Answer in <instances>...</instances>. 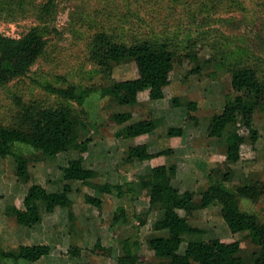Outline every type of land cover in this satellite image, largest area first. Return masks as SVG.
Here are the masks:
<instances>
[{
	"label": "rangeland",
	"instance_id": "rangeland-1",
	"mask_svg": "<svg viewBox=\"0 0 264 264\" xmlns=\"http://www.w3.org/2000/svg\"><path fill=\"white\" fill-rule=\"evenodd\" d=\"M31 28L38 29L46 46L27 75L0 85V124L16 125L24 105L37 103L52 108L62 103L71 106L85 124L79 128L77 140L90 141L84 153L70 149L52 159L16 143L12 155L0 158V248L51 247L39 260H7L2 264H116L120 241L125 238L138 242L135 250L142 264H158L160 260L149 249L148 240L166 232L153 229L162 213L148 211L149 189L143 184L150 167L173 162L178 164V173L172 183L194 192L189 222L202 230L184 235L178 251L184 252L192 240H238L245 264H255L258 248L248 232L232 234L217 203L199 207V193L211 183L209 175L221 181L227 173L229 179L223 183L233 191L242 184L264 180V107L253 118L258 140L254 145H244L239 162L221 163L225 137L206 136L210 118L236 94L231 87V68L251 65L264 78V0H0L2 34L19 38ZM100 32L126 43L149 39L171 44L178 58L163 99L150 100L145 93L137 104L120 106L111 97H100L99 86L137 76L134 63L129 61L114 66L109 75L99 72L90 58V48ZM190 54L196 59H190ZM196 68L199 72L193 73ZM71 85L92 87L94 91L79 105L46 89ZM190 102L196 107L189 108ZM121 111H132L127 123L147 116L158 118L160 125L143 141L151 152L175 147V154L148 162H125L128 147L137 139L117 136L124 125L115 123L111 115ZM171 126L183 128V137H168L166 130ZM14 155L38 159L29 165V182L16 177ZM80 157L96 170L97 177L91 183L70 182L72 208L42 211L41 222L31 227L18 225L5 214L8 206L24 207L23 199L32 183L48 191L61 190L65 182L62 168ZM104 182L126 183L132 190L123 198L100 195L94 184ZM85 194L100 195L102 205L86 203ZM238 203L243 211L264 221V196L256 202L239 198ZM118 206L124 207L127 221L113 225ZM71 248H79L78 256L69 253Z\"/></svg>",
	"mask_w": 264,
	"mask_h": 264
},
{
	"label": "trees",
	"instance_id": "trees-1",
	"mask_svg": "<svg viewBox=\"0 0 264 264\" xmlns=\"http://www.w3.org/2000/svg\"><path fill=\"white\" fill-rule=\"evenodd\" d=\"M47 7L45 4L44 10H47ZM45 46L46 40L37 28H31L19 38L6 36L0 32V85L27 75ZM189 57L195 60L197 56L190 54ZM90 58L95 61L99 72L106 75L111 74L116 65L126 61L134 63L137 69L136 77L114 81L97 89L102 98L111 97L120 106H133L140 101V95L145 93L150 100L164 98V89L170 83V74L178 54L166 41L142 39L126 43L116 40L108 33L100 32L92 39ZM199 70L196 68L193 73H198ZM231 75V87L236 94L225 103L219 113L210 118L206 129L207 137H225V149L222 153L224 158L221 163L239 162L244 145L256 143L259 135L253 118L256 111L264 107V78L254 66L236 65L231 68ZM46 89L64 100L75 101L79 105H83L94 91L92 87L75 85L68 88L47 86ZM188 106L196 107L193 102ZM22 107L16 125L0 124V158L12 155L16 143L40 151L47 159L70 149L80 153L86 152L90 139L80 142L77 140L78 130L85 124L71 106L61 103L47 108L31 103ZM132 117V111H121L111 115L115 123L124 125L122 132L117 136L137 139L128 147L125 162H148L157 157L175 154V147L151 152L148 143L143 141L160 125L158 118L147 116L127 123ZM229 127L232 129L228 130ZM183 133L181 127L171 126L166 130V135L170 138L183 137ZM37 160L24 155H14L16 177L29 182L32 179L29 165ZM83 160L82 157L71 159L62 168L65 182L61 190L48 191L41 184L32 183L23 199L24 207L8 206L5 214L18 225L31 227L41 222L42 211L52 213L57 207L72 208L73 200L69 197V192L72 191L70 182L91 183L97 177L96 170L87 167ZM177 173V162L153 166L149 169L148 180L143 184L149 189L148 211L158 210L162 213L161 218L154 222L153 229L166 232L148 240L149 249L160 260L158 264H245L239 255L241 247L238 240L226 242L218 237L192 240L187 243L184 252L178 251L184 235L199 234L202 230L189 222V214L194 207V192L189 189L181 190L172 183ZM209 177L211 183L199 193V207L205 209L217 203L229 231L232 234L248 232L258 248L254 263L264 264V221L253 213L243 211L238 203L239 198L256 202L264 196V180L242 184L233 191L223 183L229 179L227 173L223 175L221 181L212 179L210 175ZM94 185L98 194H115L119 198H123L132 190L128 184L122 182ZM98 194H85V202L100 207L103 200ZM126 221L124 207H116L112 224L117 225ZM120 244L121 253L116 256V264H142L135 250L138 246L137 241L131 243L129 238H125ZM95 246L98 247L99 242ZM50 251L51 247L48 244L20 245L17 250L10 251L0 248V264L7 260L36 261L48 255ZM69 253L78 256L79 248H71Z\"/></svg>",
	"mask_w": 264,
	"mask_h": 264
},
{
	"label": "crops",
	"instance_id": "crops-1",
	"mask_svg": "<svg viewBox=\"0 0 264 264\" xmlns=\"http://www.w3.org/2000/svg\"><path fill=\"white\" fill-rule=\"evenodd\" d=\"M182 139H183V138H182ZM182 139H181V141H182ZM181 141H180V142H181ZM155 159H156V158H155ZM152 160H154V159H152ZM152 167H153V166H152Z\"/></svg>",
	"mask_w": 264,
	"mask_h": 264
}]
</instances>
